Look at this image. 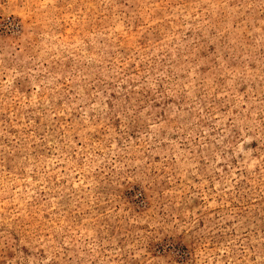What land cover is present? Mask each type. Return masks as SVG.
Listing matches in <instances>:
<instances>
[{
	"label": "rangeland",
	"instance_id": "obj_1",
	"mask_svg": "<svg viewBox=\"0 0 264 264\" xmlns=\"http://www.w3.org/2000/svg\"><path fill=\"white\" fill-rule=\"evenodd\" d=\"M0 264H264V0H0Z\"/></svg>",
	"mask_w": 264,
	"mask_h": 264
}]
</instances>
